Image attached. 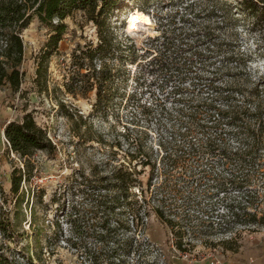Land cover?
Instances as JSON below:
<instances>
[{"label": "rangeland", "instance_id": "obj_1", "mask_svg": "<svg viewBox=\"0 0 264 264\" xmlns=\"http://www.w3.org/2000/svg\"><path fill=\"white\" fill-rule=\"evenodd\" d=\"M121 2L108 15L111 71L99 99L72 65L74 52L98 41L82 11L63 20L45 85L35 69L48 30L34 19L21 32L19 88L0 86V185L15 230L14 240L0 236V264H264V224L223 228L228 205L241 198V183L228 180L230 171L242 173L239 136L264 99V0ZM134 15L145 21L130 28ZM126 37L134 45L121 53ZM25 113L55 146L29 163L9 149L1 127ZM252 148L246 187L263 195L264 146ZM120 165L137 178L121 198L112 177ZM13 168L27 176L18 211Z\"/></svg>", "mask_w": 264, "mask_h": 264}, {"label": "trees", "instance_id": "obj_2", "mask_svg": "<svg viewBox=\"0 0 264 264\" xmlns=\"http://www.w3.org/2000/svg\"><path fill=\"white\" fill-rule=\"evenodd\" d=\"M121 1L0 0V86L7 84L13 91L19 88L21 81L19 66L23 56L21 32L34 19L48 30V37L37 57L35 69L36 82L45 85L48 59L57 53L58 43L67 31V25L63 20L75 11H82L87 20L91 21L96 27L98 41L95 46L89 45L85 49L79 48L77 54L74 52L72 54V65H75L76 71L82 77L80 82L83 85H87L88 90L95 89L96 98L99 99L102 93L101 89L107 79H109V72L111 71L105 62L107 51L114 40L113 32L107 21L108 15L117 6L118 8L122 6ZM244 1L246 4L248 0ZM248 7L252 9V12H256L252 4H249ZM142 11L148 13L146 8H143ZM118 45L120 46L121 53H124L127 50L131 51L134 44L130 42V38L126 37L125 41L118 42ZM83 68L85 72L81 73L80 70ZM67 91L73 93L74 89L68 87ZM261 100L262 102L264 101V99ZM262 102L255 106V111L250 112V117L253 119V122L249 126H246L242 135L239 136V142L243 150L239 153L235 152L237 154L235 164L241 169L243 174L241 173V176H234L233 172L230 171L228 180L241 183L239 186L241 198L233 199L228 205V214H226L228 218L223 220V228L226 230H229L232 224L235 223L241 225L264 224V208H261V205L264 206V194L261 195L257 191L250 190V188L246 187V184L251 178V174L249 173L251 171L250 166L254 163L251 162V159H253L251 157L252 147L254 145L264 146V105ZM1 127L3 128V136L9 149L17 153L24 162L29 163V160L38 151L50 154L55 150V146L46 130L36 123L30 113H25L19 120L6 121ZM192 145L186 151L185 155L187 157L194 152ZM238 148L240 149L241 147ZM149 163L141 162V165L146 166ZM151 166L154 168L153 164ZM135 172L134 167L126 168L120 165L112 173V177L118 182L116 189H118L119 198L123 196L122 193L127 192L137 181ZM26 179L25 171L22 172L19 168H13L10 174L9 194L14 211H18L22 205L25 191L21 189V182ZM1 196L3 198L0 201V236L14 240V220L10 217V211L6 210L3 206L6 198H4V190L0 185ZM160 200H163V198L161 197ZM128 209L133 214L132 218L140 213L138 209L131 207V204L128 205ZM153 209L173 229V221L171 218H165L163 209L159 205ZM180 241V236L175 238L176 247L184 250L181 248L182 244Z\"/></svg>", "mask_w": 264, "mask_h": 264}, {"label": "clouds", "instance_id": "obj_3", "mask_svg": "<svg viewBox=\"0 0 264 264\" xmlns=\"http://www.w3.org/2000/svg\"><path fill=\"white\" fill-rule=\"evenodd\" d=\"M140 20V21H145V18L142 17V16H139V15H134L132 17H130V20H129V27L130 28H134L137 26V21Z\"/></svg>", "mask_w": 264, "mask_h": 264}]
</instances>
